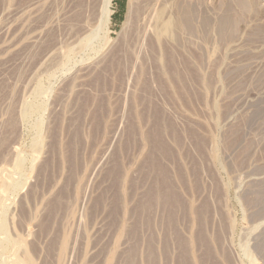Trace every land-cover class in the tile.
<instances>
[{
  "label": "rangeland",
  "instance_id": "obj_1",
  "mask_svg": "<svg viewBox=\"0 0 264 264\" xmlns=\"http://www.w3.org/2000/svg\"><path fill=\"white\" fill-rule=\"evenodd\" d=\"M128 1L0 0V264H264V0Z\"/></svg>",
  "mask_w": 264,
  "mask_h": 264
},
{
  "label": "bare ground",
  "instance_id": "obj_2",
  "mask_svg": "<svg viewBox=\"0 0 264 264\" xmlns=\"http://www.w3.org/2000/svg\"><path fill=\"white\" fill-rule=\"evenodd\" d=\"M102 4H101V10H100V14H99V27H102L104 30H106L107 29V27H108V24H109V20H110V15H111V10H110V3H111V0H102V2H101ZM136 3H137V1L136 0H129L128 1V4H127V9H126V17H127V19H129L131 16H132V14L134 13V11H135V8H136ZM243 3V2H242ZM241 4V3H240ZM246 4V3H245ZM243 5V4H242ZM246 6V5H245ZM187 7H190V6H186V8H185V15L184 16H186V18H182V16H181V19H186L184 22H182L181 23V25L183 26V23H186L187 25V27L186 28H193V27H191V26H193V25H191L192 24V21L190 22V20L192 19V18H190L189 19V8H187ZM190 10H191V8H190ZM178 11V10H177ZM183 12V11H182ZM179 13V12H178ZM190 13H191V11H190ZM189 14V15H188ZM192 14V13H191ZM183 15V14H182ZM191 17V16H190ZM195 17H196V15H195ZM177 18V17H176ZM221 18V17H220ZM180 19V18H179ZM193 20H194V18H193ZM130 21V19L128 20V22ZM178 21H176V23H177ZM223 22V21H222ZM191 23V24H190ZM178 25H179V23H177ZM224 24V23H223ZM191 25V26H190ZM225 25V24H224ZM220 26V25H219ZM184 27V28H185ZM176 28V27H175ZM196 28V27H195ZM180 29H182L181 27H180ZM183 30V29H182ZM198 30V29H197ZM186 31H189V32H191L192 30L191 29H188V30H186ZM185 32V31H184ZM190 34V33H189ZM188 35V34H187Z\"/></svg>",
  "mask_w": 264,
  "mask_h": 264
},
{
  "label": "trees",
  "instance_id": "obj_3",
  "mask_svg": "<svg viewBox=\"0 0 264 264\" xmlns=\"http://www.w3.org/2000/svg\"><path fill=\"white\" fill-rule=\"evenodd\" d=\"M118 2V7L120 8V10L122 11V0H116V2L115 3H117ZM119 16H120V20H121V15L119 14ZM120 20L118 21V22H120Z\"/></svg>",
  "mask_w": 264,
  "mask_h": 264
},
{
  "label": "crops",
  "instance_id": "obj_4",
  "mask_svg": "<svg viewBox=\"0 0 264 264\" xmlns=\"http://www.w3.org/2000/svg\"><path fill=\"white\" fill-rule=\"evenodd\" d=\"M116 6H118V2L116 3ZM114 17H115L114 19L116 22H118L120 20L119 14L115 15Z\"/></svg>",
  "mask_w": 264,
  "mask_h": 264
}]
</instances>
